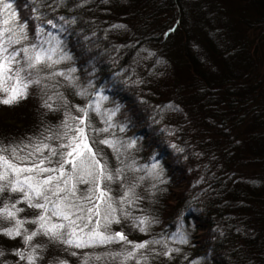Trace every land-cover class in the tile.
I'll return each instance as SVG.
<instances>
[{"label":"trees","instance_id":"16d2710c","mask_svg":"<svg viewBox=\"0 0 264 264\" xmlns=\"http://www.w3.org/2000/svg\"><path fill=\"white\" fill-rule=\"evenodd\" d=\"M6 28L11 75L23 69L29 86L0 104V146L58 148L86 109L114 177L108 230L147 246L50 239L30 222L41 210L6 190L0 208L28 222L11 238L15 222L0 219V264H264V0H4ZM23 49L45 62L26 68Z\"/></svg>","mask_w":264,"mask_h":264},{"label":"snow or ice","instance_id":"6c2138e0","mask_svg":"<svg viewBox=\"0 0 264 264\" xmlns=\"http://www.w3.org/2000/svg\"><path fill=\"white\" fill-rule=\"evenodd\" d=\"M3 3L4 0H0V5ZM4 23L7 24L8 21L5 20ZM9 31L7 28L0 31V93L5 94L0 96V104L4 105H12L25 98L29 86L25 77L21 76L23 69L18 68L14 76L11 75L12 62L19 52L8 51L12 44L18 43L11 38L4 39L5 33ZM23 51L28 61L26 68H35L45 62L43 52L27 55L29 50ZM35 83H39V80ZM45 106L51 108L50 104ZM95 110L98 111L99 107ZM78 111L83 113L82 117H69L78 121L75 126L66 121L63 126L65 131L56 136V139L61 141L58 148L41 141L33 145V151L21 156L17 148L0 146V193L6 190L21 193L22 200L18 203H27L29 207L41 210L39 217L30 222L38 224V232L50 239L76 248L119 242L131 245L133 249H144L147 246L145 243H133L121 232L111 234L107 231L113 222L119 223L111 196V182L114 177L93 148L96 140L90 137V132L96 130L92 129L87 120V110L81 108ZM108 119L111 120V116ZM100 131L107 132L108 129ZM46 139L51 140L53 137L48 136ZM99 143L118 151L111 140L105 139ZM45 151L49 155L45 156ZM37 153L41 158L33 159ZM53 164L56 166L53 167ZM81 184L88 185L83 193L79 189ZM127 195L126 193L125 198ZM22 211L23 209L17 208L15 203L5 204L0 208V219L15 222L14 227L5 229L3 234L11 238L21 236V228L28 222L17 219V214ZM53 218L66 223L55 222ZM140 223L144 224L145 221L141 220ZM38 232L25 235L24 242L32 241ZM17 254L24 258L23 253ZM134 257L135 252L129 251L124 259ZM28 260L31 262L33 257L30 255Z\"/></svg>","mask_w":264,"mask_h":264},{"label":"rangeland","instance_id":"374dc122","mask_svg":"<svg viewBox=\"0 0 264 264\" xmlns=\"http://www.w3.org/2000/svg\"><path fill=\"white\" fill-rule=\"evenodd\" d=\"M175 49H176V48H175ZM177 51H179V49H177ZM21 155H22V154H21ZM35 158H37V155H36V154H35V156L33 157V159H35ZM29 166H30V165H29ZM182 191H183V188H180V189L177 190V193H181ZM107 231H108L109 233H111V234L114 233V232H111L112 230L110 231V230L107 229ZM119 232H120V231H119ZM121 233H122V232H121ZM103 258H108V256L103 257ZM110 264H114V263L110 262Z\"/></svg>","mask_w":264,"mask_h":264}]
</instances>
